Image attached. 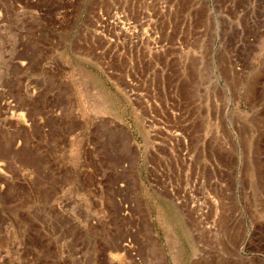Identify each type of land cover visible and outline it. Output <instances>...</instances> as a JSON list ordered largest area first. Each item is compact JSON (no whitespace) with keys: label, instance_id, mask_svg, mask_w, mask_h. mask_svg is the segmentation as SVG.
Here are the masks:
<instances>
[{"label":"rangeland","instance_id":"1","mask_svg":"<svg viewBox=\"0 0 264 264\" xmlns=\"http://www.w3.org/2000/svg\"><path fill=\"white\" fill-rule=\"evenodd\" d=\"M0 264H264V0H0Z\"/></svg>","mask_w":264,"mask_h":264},{"label":"bare ground","instance_id":"2","mask_svg":"<svg viewBox=\"0 0 264 264\" xmlns=\"http://www.w3.org/2000/svg\"><path fill=\"white\" fill-rule=\"evenodd\" d=\"M215 201H216V200H215ZM217 202H218V201H217ZM194 205H197V204H194ZM215 206H216V205H215ZM216 207H217V206H216ZM201 210H202V209H201ZM201 212H202V211H201ZM198 215H199V214H198ZM221 223H222V222H221ZM219 224H220V223H219ZM222 225H223V224H222ZM226 226H227V225H226ZM151 227H152V226H151ZM221 227H222V226H221ZM151 231H152V230H151ZM153 231H154V230H153ZM150 233H152V232H150ZM150 237H151V235H150ZM156 239H158V238H156ZM150 240H151V239H150ZM144 241H145V240H144ZM151 242H152V241H151ZM118 243H119V241H118ZM130 243H131V242H130ZM152 243H153V242H152ZM159 243H160V242H159ZM160 244H161V243H160ZM160 244H159V245H160ZM126 245H128V244H126ZM126 245L124 244V247H125ZM129 245H130V244H129ZM153 245H154V244H153ZM155 245H156V244H155ZM155 245H154V246H155ZM161 245H162V244H161ZM151 246H152V245H151ZM113 247H114V246H113ZM129 247H130V246H129ZM155 247H156V246H155ZM159 247H160V246H159ZM233 248H234V247H233ZM114 249H115V247H114ZM126 249H127V248H126ZM149 249H150V248H149ZM234 249H235V248H234ZM127 250H129V249H127ZM163 251H164V250H163ZM158 252H159V251H158ZM164 253H165V252H164ZM164 253H163V254H164ZM161 254H162V253H161ZM163 254H162V255H163ZM129 255H130V254H129ZM158 256H159V255H157V257H158ZM160 258H161V256H160ZM162 260H163V259L161 258V261H162Z\"/></svg>","mask_w":264,"mask_h":264}]
</instances>
